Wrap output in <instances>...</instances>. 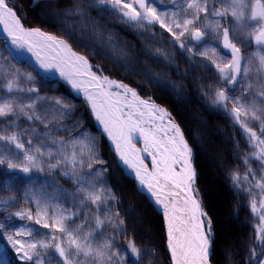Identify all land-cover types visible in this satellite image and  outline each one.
I'll use <instances>...</instances> for the list:
<instances>
[{
    "label": "snow or ice",
    "instance_id": "snow-or-ice-1",
    "mask_svg": "<svg viewBox=\"0 0 264 264\" xmlns=\"http://www.w3.org/2000/svg\"><path fill=\"white\" fill-rule=\"evenodd\" d=\"M171 3L177 11H161L156 0H83L81 8L70 9L65 15L81 16L86 20V9L104 6L124 23L140 27L158 24L171 34L179 48L193 55L196 52L186 47L185 37L196 42H204L205 37H209L217 42L230 53L229 58L220 56L215 46L199 51V55L215 65L219 78L226 82L212 92V103L228 111L246 133L255 158L264 164V0H181L179 3L171 0ZM14 8L9 0H0V27L7 37L5 44L10 41L15 49L30 53L40 68L58 72L72 89L83 94L95 120L115 146L119 160L134 171L139 190L146 189L155 198V204L162 207L172 264H210L212 222L210 219L205 221L207 213L194 188L196 171L192 163V148L171 114L154 101L142 99L124 82L98 75L89 59L74 51L66 40L40 28L25 27ZM93 35H97L95 29ZM241 35L256 46V51L247 57L240 46L238 37ZM96 43L104 46L100 40ZM4 72L5 66L0 64V73ZM253 72L254 83L250 76ZM21 75L19 69L6 73L11 77L3 85L7 93L38 92L33 87L22 88ZM23 75L26 80H32L31 73ZM228 84H239L240 94L235 95L234 91L230 94ZM39 100L38 95L27 99L4 98L0 100V117L23 115L29 121L45 123L46 118L42 119L36 111ZM53 103L58 106L56 116L62 118L69 105L60 99ZM249 121L258 124L252 126ZM25 135L28 134L9 127L0 129V166L31 174L34 169L45 171L47 165L50 173L59 168L63 175L70 174L69 178L76 184L70 195L82 203L96 206L92 217L94 223L83 218L76 222V213L63 209L59 203L37 200L35 215L32 210L24 209L14 215L21 220H34L37 225L52 229L53 234L47 239L22 240L19 237H32L33 231L21 228L7 233L6 225L0 224V242L10 245L25 264H124L129 255L131 264H139L141 250L134 241L130 240L126 248L121 249L115 242V235H104L106 225L120 229L123 221L112 219L113 213L107 202L115 197L98 183L97 177L104 170L93 171L94 164L103 163L97 157L96 140L85 131L68 142L53 138L50 146L47 143L34 144L32 139L25 140ZM138 137L143 142L142 148L136 146ZM10 145L17 150L15 154H10ZM56 145L58 147L54 151L52 146ZM145 156L150 157L151 170L145 163ZM240 179L238 173L233 174L237 184ZM244 180L247 181L248 177L245 176ZM255 187L260 190L259 203L253 196L250 208L258 217L256 238L264 247V176ZM3 190L10 191L11 188L5 184ZM15 199L10 197L0 203L8 205ZM115 215L118 217L119 213ZM49 249L54 250L58 259L49 256ZM250 254L256 255L255 248L250 249ZM45 257H48L47 261ZM0 264H6V261L0 260ZM259 264H264V253Z\"/></svg>",
    "mask_w": 264,
    "mask_h": 264
},
{
    "label": "trees",
    "instance_id": "trees-1",
    "mask_svg": "<svg viewBox=\"0 0 264 264\" xmlns=\"http://www.w3.org/2000/svg\"><path fill=\"white\" fill-rule=\"evenodd\" d=\"M16 9L19 13L26 16V25L29 27H38L46 32L56 34L58 36H64L67 38L75 50L86 54L91 58L93 62H99L104 67L111 71V74L117 78L124 79L125 81L138 85L143 92L148 93L157 102L166 106L176 118L177 122L182 127L186 140L193 151V163L197 171V190L200 194L202 205L206 211L208 217L212 222L213 232V264H227L225 257H222L218 251L219 230L216 215L214 214L209 201L207 199V191L203 186V173L202 169L205 168V164L202 158V144L201 139L197 137L196 133L192 131L184 118L180 114L178 104L179 96L187 95L186 99L193 104L200 106L201 114H204L205 120L210 125L211 129L220 128L222 133L219 135L222 142L231 146L229 151V157L225 163L222 178L224 179V187L228 193H230L232 200H235L238 204L235 206V216L238 222L241 223L244 232L246 233L247 241L245 238V245L239 251L237 258L233 259V264H247V258L250 257V248H263L255 239V225L256 219L252 215L250 204L253 198V190L247 186L254 185L260 175V166L250 160L251 147L246 139L244 133L236 126L233 119L228 115V111L215 106L212 103V92L217 89L218 78L214 73V70L206 67H192L183 65L180 68L179 73L174 72V68L166 66L160 63L158 60L152 58L146 53L145 48L142 46L138 38H134V33L123 25H119L116 29H106L103 31L102 37L104 38L103 44H109L112 46L108 48L106 45L102 49L94 41L92 25L90 37H84L80 42L73 40L71 35L73 34V28L69 25V21L63 14L66 5H62L58 8H52L48 0H17ZM44 9H53L57 11L64 22L63 24L57 23H43L37 17V12H41ZM62 21V20H61ZM80 35V31L76 30ZM81 39V35L78 36ZM89 44V45H88ZM179 61V60H177ZM139 71H145L151 76H147L145 79L143 74L138 75ZM149 78L152 81H148ZM37 81L39 79H36ZM40 81V80H39ZM38 81V82H39ZM173 82V83H171ZM171 83V84H170ZM44 90L50 95L62 94L64 100L72 111V118H83L82 113L85 112L84 106L80 101L69 96L64 89L52 84L44 85ZM43 90V91H44ZM171 99V101L169 100ZM84 111V112H83ZM86 121L91 123L89 115L85 114ZM11 130L19 129L22 133L26 131H33L35 125H29V123L22 119L18 121H11L9 124ZM12 125V126H11ZM92 127V124H90ZM219 130V129H218ZM55 134V133H52ZM56 135V134H55ZM101 155L107 166L108 161H111L112 155L109 152L107 145L104 143L101 147ZM105 164V165H106ZM254 177L252 183L246 182L242 179V170ZM251 169V171H249ZM238 173L240 176V182L237 184L233 180V174ZM254 173V175H253ZM108 182L116 196L115 209L119 212L122 220L125 222V233L121 238L120 244H128V242L134 241L138 248L141 250V259L139 264H168V255L165 250V238L164 228L162 224L161 216L155 211V209L148 203V201L138 193L133 182H131L115 165L108 171ZM242 185L244 187H242ZM130 188L131 194L140 200H143L146 204L148 211L156 217L159 221V239L156 241L145 239L144 234L137 228L133 221V214H131V205L127 202L128 197L127 188ZM245 188H250L251 192L248 195L251 199L247 200L244 197ZM21 192L20 187L17 186L14 190ZM239 195V198L236 196ZM138 199V198H137ZM249 237V238H248ZM131 264V257L129 256V262Z\"/></svg>",
    "mask_w": 264,
    "mask_h": 264
},
{
    "label": "rangeland",
    "instance_id": "rangeland-1",
    "mask_svg": "<svg viewBox=\"0 0 264 264\" xmlns=\"http://www.w3.org/2000/svg\"><path fill=\"white\" fill-rule=\"evenodd\" d=\"M181 0H178V3ZM157 6L161 11H177L172 3L171 0H156ZM218 6V5H217ZM37 17L43 23H57L63 24V16L62 19L59 13L53 9H44L41 12H37ZM62 20V21H61ZM189 40L187 37H185ZM241 41L242 50L247 48V52H244V55L247 57L252 52L256 51V48L250 51L251 43L244 39L241 35L238 37ZM192 42V46L195 50L202 51L204 47H217V52L220 56L224 57L225 59L229 58L226 53L223 52V48L218 45L217 42L211 40L209 37H205L204 42H196L190 40ZM89 45V44H88ZM3 46L0 44V64L5 66V72L0 73V100L7 98L9 96H14L18 98H25L27 99L30 96L38 95L40 100L36 104V111L39 115H41L42 119H45V123H41L40 120H32L41 123L43 126H48L50 124H57L62 123L65 119H67L68 115L66 114L62 118L56 116V112L58 106L53 103L55 99H50L44 95H40L39 93H28V92H20L16 93L13 92L11 94L7 93V91L3 88V85L6 83V80L11 78L10 76H6V73L14 72L16 69H13L11 63L6 61L5 58L7 57L5 53H3ZM158 57H162L163 55L157 54ZM206 59V58H205ZM207 63L212 64L210 60L206 59ZM213 65V64H212ZM215 66V65H214ZM21 73V72H20ZM143 74L145 79H148V75L145 71H139L138 75L141 76ZM251 80L255 82V73L253 72L250 74ZM149 82L152 81L150 78ZM226 83L225 81H223ZM248 81H245L247 83ZM27 87H25L26 89ZM230 94L239 95L240 94V87L239 84L233 86L231 84L227 85ZM187 96V95H186ZM185 95L179 96V110L181 116L184 118L185 122L188 124V127L194 131L201 139L202 144V158L205 164V168L203 167V186L207 191V199L210 194H213V198H211V202L209 201L211 209L213 210L216 218L218 217V230H219V241H218V251L222 257H225L227 260V264H233V259L237 258L239 251L245 245L247 241L246 233L244 232L242 225L240 222L237 221L235 216V206L238 204L235 200H232L231 195L227 193L225 189V181L222 178V173L224 170L225 163L229 157V151L231 150V146L229 144H225V141L222 142L219 135L222 133L221 129H211L210 125L205 120L203 113L201 114L199 104H193L186 99ZM171 101V99H169ZM23 116V115H19ZM9 117V116H8ZM16 117V116H13ZM25 117V116H24ZM5 118V117H1ZM26 118V117H25ZM250 125L252 121H249ZM68 129H74L72 132H75L74 137H78L83 130L77 127L76 125H69ZM73 137V138H74ZM72 138V139H73ZM68 142V141H65ZM51 146V141L44 142ZM36 144V143H34ZM27 146V145H26ZM53 150L58 147L52 146ZM11 149L10 154H15L17 150L14 146H9ZM98 157V155H97ZM98 168H94L93 171H96ZM55 175H59L61 178L66 179L73 183V188L70 187H63V184L55 177ZM70 176V174H69ZM69 176H65L62 173L61 169H55L51 173L47 170V165H45V171L39 172L37 170H33L31 174H23L19 171L8 170L7 174L3 179V186L7 184L9 187L13 186L14 182L17 179H13V177H17L18 179L24 180V192H23V199L31 203L33 207H26L20 208L18 210H10L11 205L16 203V199L10 201L8 205L0 203V212H1V223L6 225L5 231L7 233H11L17 229L25 228L31 229L33 231L32 237H19L22 240H30V239H47L50 235H52V229H45L41 225H37L34 220H21L20 218L16 217L14 213L20 211L21 209L24 210H32L33 215H35L36 211V201L40 200L42 203L47 201L51 204L59 203L63 209H67L69 212L76 213L75 220L76 222H81L86 220L88 223H94L92 217L94 215L95 205L90 203H82L78 198H73L70 194L74 192L76 188V184L73 180L69 178ZM98 183L102 185L106 191H109L105 186V182L103 180V173L101 172L97 177ZM260 180V179H259ZM63 189V191H61ZM130 188H127L128 197H126L127 202L131 205V214H133V221L134 224L141 232L144 234L145 239H150L153 241L158 242L159 239V221L155 223L152 214L148 211V209L140 202L137 198H135L131 192ZM110 192V191H109ZM12 197V196H10ZM10 197L1 198L2 200H9ZM52 215V211H49V216ZM113 220H115L112 217ZM67 223L71 224L72 221H68ZM56 235H60L59 233H55ZM105 236H111L108 232L104 229ZM246 238V241H245ZM249 238V237H248ZM5 252L7 255L5 256ZM49 256L56 257L58 259L57 254L54 252L53 249L48 250ZM48 257H45L47 261ZM0 260L6 261V264H15V261H21L22 264H25L24 261L20 260L19 257L16 255L15 250L11 249L10 245H6L4 242H0ZM249 262V260H246ZM20 263V262H19ZM20 263V264H21Z\"/></svg>",
    "mask_w": 264,
    "mask_h": 264
},
{
    "label": "bare ground",
    "instance_id": "bare-ground-1",
    "mask_svg": "<svg viewBox=\"0 0 264 264\" xmlns=\"http://www.w3.org/2000/svg\"><path fill=\"white\" fill-rule=\"evenodd\" d=\"M0 35L4 37V40L7 39L6 35H5L4 32H3L2 27H0ZM5 45L9 48V50L11 51V53L14 55L15 58H17V59H19V60H21V61H25V62H29V63L33 64V66H35L45 78H47V79H55V78H56V79L60 80L61 82H63L65 85H67V86L70 88V90H72L73 93L78 94V95H80V96H83L82 93H77L74 89H72L71 85H70L66 80H64V79L59 75L58 72H56V71H46V70L40 68L39 65L37 64L36 60H35V57H33L30 53H28V52H26V51H24V52H20L19 50L15 49V48L11 45L10 41H9L7 44H5ZM98 75H101V74H98ZM89 107H90V106H89ZM203 115H204V114H203ZM93 117H94V115H93ZM94 120H95V118H94ZM95 122H96L98 128L103 132V130H102V126L99 125V123H98L96 120H95ZM103 134L107 137V135H106L105 133H103ZM107 139H108V138H107ZM108 141H109V144H110L111 149L115 152V146L112 144V142H111L109 139H108ZM135 143H136V146H137L138 148H142V147H143V142H142V140H141L139 137L137 138V140L135 141ZM137 144H141L142 147H139ZM120 163H121L124 167H127L126 165L123 164L122 161H120ZM145 163L148 164L149 169L151 170L150 157L145 156ZM241 170H242V169H241ZM132 171H133V170H132ZM133 174H134V176H135L134 171H133ZM245 176L248 177V180H247L246 182H250V183H252V182L254 181V177H253L252 175H250V174H248L246 171L242 170V175H241L242 179H244ZM242 187H244V186L242 185ZM249 189H250V188H245V192L243 193L245 199H247V200L251 199V197L248 195V192H250ZM144 191L147 192L146 189H145ZM147 193H148V192H147ZM228 193H229V191H228ZM212 195H213V194H210V195L208 196V201H210V202H211V198H213ZM229 195H230V193H229ZM137 198H138V200H139L140 202L143 203V205H144L145 207L147 206L146 204H144L143 200H140V197H137ZM151 198H152V200H153V202H154V204H155V198H154V197H151ZM236 198H239V195H237ZM155 205H156V206L158 207V209L163 213V209H162V207L159 206V205H157V204H155ZM211 208H212V207H211ZM152 217L154 218L153 221H155V223H157L158 220L156 219V217L153 216V215H152ZM216 219H217V221L219 220L218 217H217ZM217 224H219V223L217 222ZM170 263L172 264L171 257H170Z\"/></svg>",
    "mask_w": 264,
    "mask_h": 264
}]
</instances>
